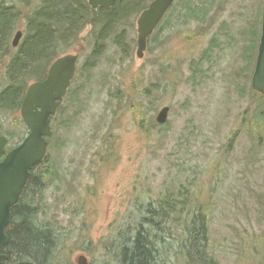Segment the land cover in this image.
Here are the masks:
<instances>
[{
  "label": "rangeland",
  "instance_id": "rangeland-1",
  "mask_svg": "<svg viewBox=\"0 0 264 264\" xmlns=\"http://www.w3.org/2000/svg\"><path fill=\"white\" fill-rule=\"evenodd\" d=\"M178 1L173 6L183 13ZM263 6L264 0H215L203 24H180L170 17L171 27L158 33L162 42L149 41L142 59L136 55L135 17L127 38L129 54L109 38L95 67L78 72L63 113L54 120L49 158L59 179L44 191L48 208L43 215L72 229L71 244L81 236L106 239L127 221L136 187L147 183L158 195L186 185L210 206L211 250L218 264H264V95L251 89L252 75L249 81L241 75L244 46L251 36L255 45L260 36ZM216 13L219 18L204 34L190 36ZM223 21L236 42L225 47L230 40L219 33L221 47L203 64L207 76L189 80L191 62L198 61ZM89 31L70 51L83 50L82 64L91 51ZM166 66L179 67L181 74L166 72ZM133 81L139 91L151 88L143 99L147 120L156 121L163 106L171 107L166 124L156 121L159 125L149 130L145 122L140 128L138 116L125 110ZM0 127L11 133L12 145L26 133L11 113H0ZM107 132L117 141L119 158L104 163L97 151ZM101 252L93 259L76 249L71 260L77 264L84 253L95 263Z\"/></svg>",
  "mask_w": 264,
  "mask_h": 264
},
{
  "label": "trees",
  "instance_id": "trees-1",
  "mask_svg": "<svg viewBox=\"0 0 264 264\" xmlns=\"http://www.w3.org/2000/svg\"><path fill=\"white\" fill-rule=\"evenodd\" d=\"M149 1L119 0L110 11H105L90 7L87 0H0V77L8 79L0 81V113L17 110L28 83L36 78L35 71L40 69L39 64L49 58L53 31L59 40L64 38L66 46L73 47L79 42L82 31L87 26H92L95 44L92 54H89V61L94 63L86 64L82 69L84 72L96 65L106 50L107 38L113 36L117 45L127 46L124 39L128 28L132 26L131 18L137 17L148 6ZM178 2L183 13H177L175 5L164 23L165 27H171L170 20L174 17L180 24L191 21L205 23L215 0ZM218 18L217 13L211 16L208 26L197 27L196 33L190 36L204 34ZM21 27L24 28L25 35L16 50L11 39ZM163 28L164 26L159 27L150 41H156L160 45L162 41L159 40L158 33ZM219 33L230 40L225 47L237 40L229 33L226 21H223L220 31L213 35L198 61L191 62L189 80L196 83L197 78L207 76L203 64L210 61L216 49L221 47ZM254 39V36L248 39L249 43L244 46L242 54L245 65L241 68V75L248 81L254 67L259 35L257 34L255 45L251 43ZM60 43L56 42L55 46H60ZM57 55L56 48L55 56ZM165 68L166 72L179 71L181 74L179 67L174 70L170 66ZM150 90V87H146L139 91L137 83L133 81L129 85V96L124 108L138 116L136 122L140 128H145V122H150L148 129L153 130L158 123L152 117L150 121L147 120L143 102ZM241 91L246 92V86ZM63 111L62 107L59 113ZM117 150L116 139L112 132H107L97 154L104 163L114 162L119 158ZM35 170L19 202L11 210L10 222L6 228L9 242L0 246V252L7 254L9 258L2 264H75L71 260V253L76 249L84 250L93 259L94 254L102 250L100 258L96 259L100 264H218L217 257L211 250L210 206L197 196L194 197L188 186L181 185L178 191L167 188L165 192L154 195L147 183L142 184L140 188H135L132 208L126 215L127 221L111 229L106 239L87 241L81 236L71 244L72 229L43 217L48 208L44 191L52 180L59 179V172L54 165L47 169L39 166ZM82 232L83 227L81 234ZM95 263L93 261L90 264Z\"/></svg>",
  "mask_w": 264,
  "mask_h": 264
},
{
  "label": "water",
  "instance_id": "water-1",
  "mask_svg": "<svg viewBox=\"0 0 264 264\" xmlns=\"http://www.w3.org/2000/svg\"><path fill=\"white\" fill-rule=\"evenodd\" d=\"M118 0H89L94 8L110 9ZM175 0H152L137 21L138 39L136 55L142 59L148 47V39L154 33ZM23 31H16L12 45L18 46ZM77 71V56L66 54L55 60L48 76L43 81L30 84L22 105V116L30 128L29 135L16 148L6 154L7 138L0 136V246L9 242L6 228L10 222L11 210L19 202L27 185L30 170L40 164L47 152V136H52L50 116L56 114L63 96L71 86ZM252 86L264 95V8L260 43L258 47L256 65L252 76ZM40 108V109H39ZM171 107L163 106L157 113L156 121L166 124ZM9 256L0 252V264ZM77 264H90L89 258L81 253Z\"/></svg>",
  "mask_w": 264,
  "mask_h": 264
},
{
  "label": "flooded vegetation",
  "instance_id": "flooded-vegetation-1",
  "mask_svg": "<svg viewBox=\"0 0 264 264\" xmlns=\"http://www.w3.org/2000/svg\"><path fill=\"white\" fill-rule=\"evenodd\" d=\"M118 2H119V0H118L117 3H116L114 6H112L110 9H104V8H101V7L94 8V7L90 6V4H89V0H87V3H88V5H89L90 7L94 8V9H97V10H99V9H103V10H105V11H110L113 7H115V6L118 4ZM173 8H174V6H173V7L171 6V7L169 8L168 12H169V11L171 12V11L173 10ZM141 12H142V11H141ZM141 12H140V13H141ZM168 12H167V13H168ZM170 12L168 13V15H167V13H166L167 16H164V18L162 19V21H161V23H160V27H161V26H162V27L164 26V28H167V27H165L164 23L166 22V19L168 18ZM140 13H139L138 16H137V21H138V18H139V16H140ZM131 19H132V21H133V20L135 19V16H132ZM133 26H134V23L132 22V26H130V27L128 28L127 35H126V37H125V39H124L125 42L127 43V46H126V47H121V46L117 45V44L114 42V40H113V36L109 37V38L112 39V42H113L114 45H116L120 50H122L123 52L128 53V54H129L128 49H129V47H130V43H129V41L127 42V38H128V33H129L130 29H131ZM261 27H262V18H261ZM87 28H90V31L88 32V35H87L89 38H87V39L89 40V42H90V44H91V51H90V53L92 54V47H93V45L95 44V39H94L95 34L92 32V26H87V27L82 31V33H83ZM22 29H23V28H22ZM52 31H53V30H52ZM137 31H138V28H137ZM82 33L80 34V40H79V42H78L77 44H79L81 40H83L84 38H86L85 35L82 36ZM24 35H25V33H24V29H23V36H22V38H21L20 44L23 42ZM260 36H261V32H260ZM260 36H259V40H258V43H257L256 56H255V60H254V68H255V65H256V59H257V53H258V47H259V43H260ZM109 38H107L106 41L110 40ZM114 38H115V36H114ZM137 39H138V37H137ZM106 41H105V44H106V48H107V42H106ZM11 42H12V40H11ZM56 42H58V43L63 42V43H60V46H57V47H56V46H55V45H56V44H55ZM65 42H66V41H64V38H62V40H61V39L59 40V37H57V36L55 35L54 31H53L52 42H51L50 49H49V53H48V54H49V58H47L46 62L43 60V61L39 64L40 69H38V70L35 71V77H36V78L32 79L31 82L28 83V85H27V87H26L24 93H23L22 96L20 97V103H19V106H18L17 110H16L15 112H12V113L10 112V113H11V116H14L15 119H16V125L25 129L26 133H25L24 137H21L20 139L18 138V139H17V140H18L17 143H15V144L12 145V144H11V138H10L11 133H6V132L2 131V129H1V127H0V136H5V137L7 138V143H6V146H5L6 154H7L10 150H12L13 148H16L17 146H19V145L25 140V138L29 135V133H30V128H29L28 124L25 122V120H24V118H23V116H22V112H21L22 105H23V103H24V100H25V97H26V94H27V90H28V87L30 86V84L33 83V82L43 81V80H45V79L47 78L48 73H49V70H50L51 66L54 64L55 60L58 59L59 57H62V56H64V55H66V54H74V55L77 56V71H76V75H75V77H74V79H73L72 81H76V79H78V72H79L81 69H83V68L86 66V64L89 65V64L94 63V62H92V61H91V62L89 61V60H90V58H89V54H90V53H89L88 56H86V59H85L84 63L82 64V63H81V56H82L83 50H82V52L78 50V52L76 51V53H74V52H70L71 50H73V49L76 47L77 44H74L73 47H69V45H67V46L65 45ZM20 44H19L17 47H15L16 50L19 49ZM96 45H97V43H96ZM96 45H95V46H96ZM56 48H57V52H58V55H57V56H55V49H56ZM84 48H85L84 46H81V49H84ZM106 48H105V49H106ZM102 55H103V54H102ZM102 55H101V56H102ZM99 58H100V57H99ZM94 67H95V66H94ZM94 67H93V68H94ZM252 74H253V73H252ZM251 80H252V78H251ZM0 81H8V79H4V78H1V77H0ZM69 94H70V90H69V88H68L66 94L63 96V100H62L61 105L57 108V112H56V114L50 116V127H51V129H52V131H53V134H54V120H55L56 116L58 115L59 111L61 110V108H62V106H63V103H64V101H65L66 98H67V95H69ZM256 94H257V93H256ZM39 109H40V108H39ZM251 122H252V121H250V124H251ZM52 136H53V135H52ZM52 136H47V137H46V140H47V142H48L46 155H45L43 161H42L40 164L34 166V167L30 170L31 173H30L29 178L31 177L32 174H34V173L36 172L35 168H37V167L40 166L42 169H45V168L47 169V168H49L50 166L54 165V164L51 163V160H50V158H49V149H50V146H51V139H50V138H51ZM6 154H5L4 156L0 157V160L4 159V157L6 156ZM42 166H43V167H42ZM48 170H49V169H48ZM29 178H28V180H29Z\"/></svg>",
  "mask_w": 264,
  "mask_h": 264
},
{
  "label": "bare ground",
  "instance_id": "bare-ground-1",
  "mask_svg": "<svg viewBox=\"0 0 264 264\" xmlns=\"http://www.w3.org/2000/svg\"><path fill=\"white\" fill-rule=\"evenodd\" d=\"M4 5H5V4H4ZM13 19H14V18H13ZM30 19H31V18H30ZM14 21H15V20H14ZM14 25H15V24H14ZM9 26H10V25H9ZM26 26H27V25H26ZM18 27H19V26H18ZM4 32H5V31H4ZM54 33H55V32H54ZM6 35H7V34H6ZM5 37H6V36H5ZM7 51H9V50H7ZM3 59H4V58H3ZM3 59H2V60H3ZM55 256H56V255H55Z\"/></svg>",
  "mask_w": 264,
  "mask_h": 264
}]
</instances>
